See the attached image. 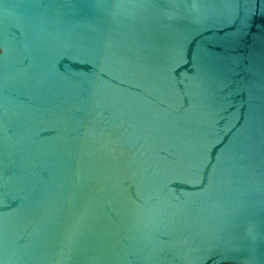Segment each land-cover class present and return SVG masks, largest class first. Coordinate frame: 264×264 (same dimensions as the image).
<instances>
[{"label": "water", "instance_id": "obj_1", "mask_svg": "<svg viewBox=\"0 0 264 264\" xmlns=\"http://www.w3.org/2000/svg\"><path fill=\"white\" fill-rule=\"evenodd\" d=\"M0 264H264V0H0Z\"/></svg>", "mask_w": 264, "mask_h": 264}]
</instances>
